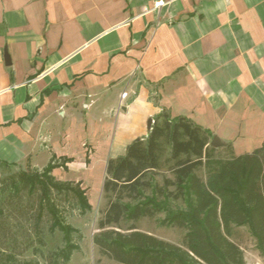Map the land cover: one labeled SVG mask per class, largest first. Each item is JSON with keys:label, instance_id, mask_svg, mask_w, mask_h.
Here are the masks:
<instances>
[{"label": "crops", "instance_id": "0c3cea01", "mask_svg": "<svg viewBox=\"0 0 264 264\" xmlns=\"http://www.w3.org/2000/svg\"><path fill=\"white\" fill-rule=\"evenodd\" d=\"M164 1L0 0V180L107 167L162 112L262 147L264 0Z\"/></svg>", "mask_w": 264, "mask_h": 264}, {"label": "trees", "instance_id": "16d2710c", "mask_svg": "<svg viewBox=\"0 0 264 264\" xmlns=\"http://www.w3.org/2000/svg\"><path fill=\"white\" fill-rule=\"evenodd\" d=\"M148 136L133 142L124 156L110 159L103 191L108 204L98 222L100 232L94 243L101 253L120 264H243V253L230 239V227L249 224L264 251V144L251 153L213 160L210 155L212 133L185 117L171 118L162 112ZM159 121L161 123L159 124ZM163 141L171 146V171L175 179L166 178L164 185L154 183L161 167ZM55 160L42 173H21L29 192L40 190L38 218L45 210L52 222L50 231L64 233L65 247L54 254L53 264H66L79 245L73 240L78 232L63 219L54 199L57 194H73L83 213L92 210L81 184L57 181L54 169L66 168ZM209 168L207 181L196 170ZM175 190H169V187ZM151 191L158 197L192 199L188 221L176 219L180 227L188 228L185 248L161 240L132 227L129 233L116 230L122 221H138L153 217L159 208ZM0 213L2 210L0 209ZM0 264H33L18 262L15 254H7Z\"/></svg>", "mask_w": 264, "mask_h": 264}, {"label": "rangeland", "instance_id": "374dc122", "mask_svg": "<svg viewBox=\"0 0 264 264\" xmlns=\"http://www.w3.org/2000/svg\"><path fill=\"white\" fill-rule=\"evenodd\" d=\"M156 123V121H155ZM153 123V125L155 124ZM161 121H159V124ZM161 167L155 173L154 183L164 185V180L175 179L171 171L174 161L171 159V146L163 141ZM253 147V148H252ZM255 146L239 147L242 153L253 151ZM210 155L213 160H225L232 156L230 146L217 149L210 145ZM64 163V159L57 163ZM49 165V164H48ZM93 166V167H92ZM91 168L76 174L65 173L53 175L57 181L81 184L85 190L92 210L83 213L75 195L57 194L54 196L65 222L78 232L73 233V240L79 245L71 260L66 264H120L103 255L94 243V237L100 232L98 222L103 211L107 208L108 198L103 191V183L107 176L104 163L95 160ZM44 170L29 169L31 174L42 173ZM21 172L8 173L0 180V257L5 259L7 254H15L18 262L28 261L33 264H53L54 254L65 247L64 233L60 230L50 231L52 218L47 210L39 220L40 190L29 192L21 178ZM27 172V171H26ZM197 175L207 181L209 168L199 167ZM175 190V187H169ZM147 197L153 198L159 211L153 217H143L138 221H122L116 230L129 233L132 227L136 230L153 235L161 240L184 247L188 228L176 224V219L188 221L191 216L193 202L185 199L173 200L158 197L151 191ZM229 239L239 246L243 253V264H264V251L247 223L243 226L235 224L230 227ZM185 248V247H184ZM62 263V259L59 260Z\"/></svg>", "mask_w": 264, "mask_h": 264}, {"label": "water", "instance_id": "95a60500", "mask_svg": "<svg viewBox=\"0 0 264 264\" xmlns=\"http://www.w3.org/2000/svg\"><path fill=\"white\" fill-rule=\"evenodd\" d=\"M153 123H154V120L151 119V120L149 121V130H150V131L152 130ZM150 131H149V132H150ZM137 141H141V139H138ZM210 145L213 146V147H219V146L224 145V143L220 142V140H219L218 137H214L213 140L211 141Z\"/></svg>", "mask_w": 264, "mask_h": 264}, {"label": "built area", "instance_id": "2783aa9c", "mask_svg": "<svg viewBox=\"0 0 264 264\" xmlns=\"http://www.w3.org/2000/svg\"><path fill=\"white\" fill-rule=\"evenodd\" d=\"M165 1L164 0H155L154 7L159 9L163 6H165Z\"/></svg>", "mask_w": 264, "mask_h": 264}]
</instances>
